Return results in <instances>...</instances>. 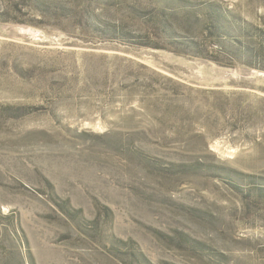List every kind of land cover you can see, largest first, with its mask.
Listing matches in <instances>:
<instances>
[{
  "label": "rangeland",
  "instance_id": "rangeland-1",
  "mask_svg": "<svg viewBox=\"0 0 264 264\" xmlns=\"http://www.w3.org/2000/svg\"><path fill=\"white\" fill-rule=\"evenodd\" d=\"M0 264H264V0H0Z\"/></svg>",
  "mask_w": 264,
  "mask_h": 264
}]
</instances>
